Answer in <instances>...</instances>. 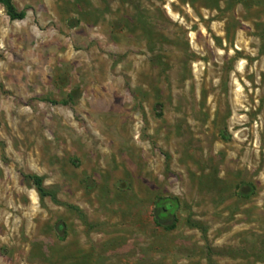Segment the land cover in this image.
<instances>
[{"label":"rangeland","instance_id":"obj_1","mask_svg":"<svg viewBox=\"0 0 264 264\" xmlns=\"http://www.w3.org/2000/svg\"><path fill=\"white\" fill-rule=\"evenodd\" d=\"M13 1L0 264H264V0Z\"/></svg>","mask_w":264,"mask_h":264},{"label":"trees","instance_id":"obj_2","mask_svg":"<svg viewBox=\"0 0 264 264\" xmlns=\"http://www.w3.org/2000/svg\"><path fill=\"white\" fill-rule=\"evenodd\" d=\"M0 5L5 8V12L12 21H21L26 18V10L19 11L13 0H0ZM1 57V53H0ZM25 180L31 181L34 185L36 191L38 192L40 198H45L49 195L44 186L43 178L37 175H25ZM178 207L175 200L171 199H160L156 203V214L157 223L161 225L162 220H166L171 212H174ZM64 225H58V229L63 230ZM172 228V227H170Z\"/></svg>","mask_w":264,"mask_h":264}]
</instances>
